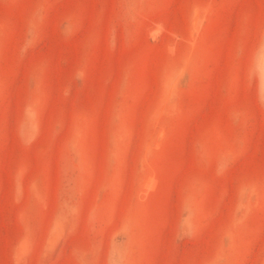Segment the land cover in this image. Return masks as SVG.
Returning <instances> with one entry per match:
<instances>
[{
    "label": "rangeland",
    "instance_id": "obj_1",
    "mask_svg": "<svg viewBox=\"0 0 264 264\" xmlns=\"http://www.w3.org/2000/svg\"><path fill=\"white\" fill-rule=\"evenodd\" d=\"M0 264H264V0H0Z\"/></svg>",
    "mask_w": 264,
    "mask_h": 264
}]
</instances>
